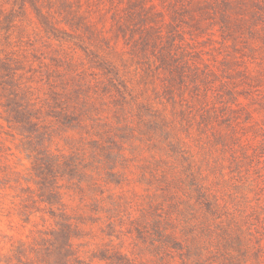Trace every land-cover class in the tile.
Listing matches in <instances>:
<instances>
[{
	"label": "rangeland",
	"instance_id": "rangeland-1",
	"mask_svg": "<svg viewBox=\"0 0 264 264\" xmlns=\"http://www.w3.org/2000/svg\"><path fill=\"white\" fill-rule=\"evenodd\" d=\"M0 264H264V0H0Z\"/></svg>",
	"mask_w": 264,
	"mask_h": 264
}]
</instances>
